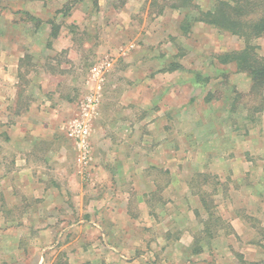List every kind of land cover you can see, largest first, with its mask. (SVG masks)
I'll return each instance as SVG.
<instances>
[{"label": "rangeland", "instance_id": "obj_1", "mask_svg": "<svg viewBox=\"0 0 264 264\" xmlns=\"http://www.w3.org/2000/svg\"><path fill=\"white\" fill-rule=\"evenodd\" d=\"M31 1L37 0H0L1 40L34 38L27 27L39 29L44 40L65 34L77 43L101 41L118 47L123 39L126 43L140 39L142 56L150 57L147 66L161 71L149 95L141 92V106L135 109V115L147 118L152 110L144 100L157 104L158 166L151 168L153 184L146 193L143 180L134 187L122 184L121 193L132 199L129 212L139 215L136 200L141 195L146 205L142 214L150 216L141 218L140 213L141 219L133 223V237H117L115 249L106 246L101 232L110 224L104 228L96 220L100 208L87 201L90 186L77 176V184H60L65 201L45 209L50 217L46 221L16 220L15 213L8 214V220L0 219V264H264V112L248 117L244 107L250 103V78L237 72L233 63L221 65L215 59L225 48L240 49L242 42L228 32L210 26L199 29L195 24L183 35L179 24L188 10L172 8V0H43L47 5L35 6L32 12L26 5ZM128 1L138 9H123ZM197 3L206 7L209 1ZM12 22L20 28H10ZM258 39L264 56V35ZM114 46L97 48L75 70L70 78L73 93L61 87L70 103L76 106L88 93L90 67L102 57L114 58ZM7 50L0 44V55ZM49 52L62 53L58 58L65 59L64 50ZM170 62L181 68L165 77L162 68ZM26 65L28 61L22 60L20 66ZM24 73L15 88L12 77L0 73V121L8 106L20 115L29 101L48 100L47 93L30 91L37 78ZM123 88L120 96L128 97L131 92ZM169 98L172 107L164 108ZM0 128L4 132L2 124ZM165 147L172 150V157L163 155ZM68 158L67 165H77L75 151L74 159ZM93 191L94 196L100 193L95 186ZM2 201L0 197V213H4ZM42 224L46 233H41Z\"/></svg>", "mask_w": 264, "mask_h": 264}, {"label": "crops", "instance_id": "obj_2", "mask_svg": "<svg viewBox=\"0 0 264 264\" xmlns=\"http://www.w3.org/2000/svg\"><path fill=\"white\" fill-rule=\"evenodd\" d=\"M26 5L32 12V8L35 6L43 8L47 2L37 0ZM85 7L83 6V11ZM99 7L104 8V5L100 4ZM136 7L137 5L130 4L128 1L123 9L135 11L138 9ZM41 25L45 26V21L41 22ZM195 25L199 29L210 26L203 22H196ZM13 27L20 28L12 22L10 28L14 29ZM33 30L31 27L26 29L29 34H33L34 38L22 36L24 38L22 39L18 36L19 39L15 41L13 36L3 39L4 41L0 39V44L8 48L6 53L0 55V73H5V77H12L15 88L19 80L18 76L26 71L24 76L30 79L37 78L35 86L28 87L30 91L48 94L47 101H29L28 109L20 115H16L15 108L8 106L9 110L0 121L4 131H0V197H3L1 208L4 211L0 215L5 214V217L0 216V219L8 220L6 216L15 213L17 215L13 219L16 220L46 221L50 217L45 215V209L65 201V193L60 184H77L74 181L78 176L83 178V184L90 186L92 195L87 201L95 203L100 208L99 212L97 211L96 220L104 224V228L106 224H110V228L106 227L104 232L102 228L101 232L106 238V246H113L112 248L115 249L117 237L123 235L133 237V223L137 221L136 219L140 217V213L142 214L146 206L140 195L136 200V206L140 208L139 215L130 213L129 203L132 199L121 193L122 184L134 187L143 180L146 193L147 190L152 189L151 168L158 166L156 161L158 118L157 114H154L157 104L144 100L149 110H152L151 116L147 118L135 115V109L141 106V92L145 94L146 91L149 95L152 86L160 76V70L157 73L151 65L147 66L150 57L142 56L144 52L140 49L144 46H140V39L128 41V43L126 39H123V43L115 47V44L101 41L86 42L84 40L77 43L65 34L44 40L39 37V29H36V35ZM113 46L117 53L106 70L98 115L94 118L91 127L92 159L88 170L84 172L78 164L74 165L72 162L66 164L68 156L72 155L74 159V149L72 152L69 148L67 149L72 142L65 135L63 122L74 115L76 106L69 102V97L60 93L61 87L65 88L63 91L68 90L73 93L75 89L74 86H70L73 85L70 78L75 74V70L91 58L97 48L103 50ZM78 47L83 50V54L77 52ZM150 47L145 49L150 51ZM50 50L66 51L65 59L58 58L62 53L50 54ZM24 59L28 61L26 68L20 66ZM152 62L155 66V61ZM170 73L172 74V71H164L163 75L168 77L167 74ZM143 82L146 83V87H142ZM123 86L125 90L128 87V91L131 92L128 97L120 96L124 91ZM168 86H171L170 80ZM49 96L54 97L51 102ZM168 100L169 105L163 104L164 108L172 107L171 98ZM63 111H66L65 115H68V118L65 119L62 116ZM164 135L166 138L165 133ZM140 143L144 147H140ZM167 154L172 157V150L167 151L165 147L163 155ZM163 167L165 172L167 164ZM84 176H87L89 181ZM93 186L100 190V193L95 196ZM93 211L95 212V209L90 211L91 217ZM141 216V218L149 219L150 215L142 214ZM163 216L165 217L164 214ZM68 217L71 218L69 215ZM25 226L29 227L28 224ZM41 233H46L44 224H42Z\"/></svg>", "mask_w": 264, "mask_h": 264}, {"label": "trees", "instance_id": "obj_3", "mask_svg": "<svg viewBox=\"0 0 264 264\" xmlns=\"http://www.w3.org/2000/svg\"><path fill=\"white\" fill-rule=\"evenodd\" d=\"M202 7L197 0H172L174 9H186L188 12L180 22L179 28L185 35L191 25L203 22L211 27L236 36L242 47L215 55L221 65L233 63L237 72L248 75L251 80L247 97L250 103L244 107L248 117L264 112V56L259 53L256 40L264 35V0H208ZM181 68L172 63L162 71Z\"/></svg>", "mask_w": 264, "mask_h": 264}, {"label": "built area", "instance_id": "obj_4", "mask_svg": "<svg viewBox=\"0 0 264 264\" xmlns=\"http://www.w3.org/2000/svg\"><path fill=\"white\" fill-rule=\"evenodd\" d=\"M110 57H102L89 69L91 88L76 104L74 115L63 122L66 137L72 142L77 164L86 172L92 159L91 127L98 115L101 91L105 82Z\"/></svg>", "mask_w": 264, "mask_h": 264}]
</instances>
